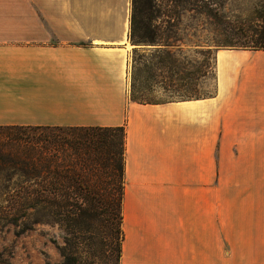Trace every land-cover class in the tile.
Returning <instances> with one entry per match:
<instances>
[{"label": "crops", "instance_id": "0c3cea01", "mask_svg": "<svg viewBox=\"0 0 264 264\" xmlns=\"http://www.w3.org/2000/svg\"><path fill=\"white\" fill-rule=\"evenodd\" d=\"M131 19L0 0V125L125 127L121 264H264V50L219 49L214 96L139 103Z\"/></svg>", "mask_w": 264, "mask_h": 264}, {"label": "trees", "instance_id": "16d2710c", "mask_svg": "<svg viewBox=\"0 0 264 264\" xmlns=\"http://www.w3.org/2000/svg\"><path fill=\"white\" fill-rule=\"evenodd\" d=\"M222 9L216 0H132L130 40L164 45L188 11L222 28L217 45L264 50V11L254 13L262 23L236 32ZM144 95L133 83V101L162 103ZM125 153L123 126L0 125V227L20 236L58 224L66 234L61 264H121ZM0 264H12L2 252Z\"/></svg>", "mask_w": 264, "mask_h": 264}, {"label": "rangeland", "instance_id": "374dc122", "mask_svg": "<svg viewBox=\"0 0 264 264\" xmlns=\"http://www.w3.org/2000/svg\"><path fill=\"white\" fill-rule=\"evenodd\" d=\"M236 32L262 23L255 11H264V0H216ZM222 28L209 16L183 11L179 27L164 45L141 43L132 47L129 81L143 90L144 99L157 102L183 98H207L218 89L217 52L230 48L215 43ZM131 44H134L130 40ZM134 46V45H133ZM210 67H207V66ZM181 94V95H180ZM187 94V95H183ZM12 225L0 227V252L12 264H61L65 230L58 224L42 223L20 236Z\"/></svg>", "mask_w": 264, "mask_h": 264}]
</instances>
